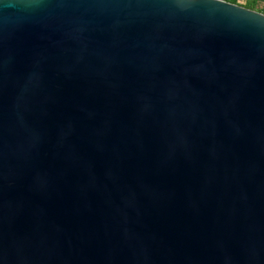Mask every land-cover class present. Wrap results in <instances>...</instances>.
<instances>
[{
  "label": "water",
  "instance_id": "1",
  "mask_svg": "<svg viewBox=\"0 0 264 264\" xmlns=\"http://www.w3.org/2000/svg\"><path fill=\"white\" fill-rule=\"evenodd\" d=\"M0 264H264V14L0 0Z\"/></svg>",
  "mask_w": 264,
  "mask_h": 264
},
{
  "label": "rangeland",
  "instance_id": "2",
  "mask_svg": "<svg viewBox=\"0 0 264 264\" xmlns=\"http://www.w3.org/2000/svg\"><path fill=\"white\" fill-rule=\"evenodd\" d=\"M250 1H254V0H250ZM257 1H258L257 7L255 8L254 11H257V12L264 14V0H257ZM238 5L245 6L246 0H240Z\"/></svg>",
  "mask_w": 264,
  "mask_h": 264
},
{
  "label": "trees",
  "instance_id": "3",
  "mask_svg": "<svg viewBox=\"0 0 264 264\" xmlns=\"http://www.w3.org/2000/svg\"><path fill=\"white\" fill-rule=\"evenodd\" d=\"M225 1L229 2V0H225ZM230 3L239 4L238 0H233V2H230ZM256 4H257V0H254V1L249 0L248 2L246 0V5L243 7L248 8L250 10H255L256 7L254 5H256Z\"/></svg>",
  "mask_w": 264,
  "mask_h": 264
},
{
  "label": "crops",
  "instance_id": "4",
  "mask_svg": "<svg viewBox=\"0 0 264 264\" xmlns=\"http://www.w3.org/2000/svg\"><path fill=\"white\" fill-rule=\"evenodd\" d=\"M239 1H240V0H238V3H239ZM248 1H249V0H247V2H248ZM257 2H258V1H257ZM254 6H255V7H257V4H256V5H254Z\"/></svg>",
  "mask_w": 264,
  "mask_h": 264
},
{
  "label": "snow or ice",
  "instance_id": "5",
  "mask_svg": "<svg viewBox=\"0 0 264 264\" xmlns=\"http://www.w3.org/2000/svg\"><path fill=\"white\" fill-rule=\"evenodd\" d=\"M229 2H233V0H229ZM218 6H223V5H218Z\"/></svg>",
  "mask_w": 264,
  "mask_h": 264
}]
</instances>
